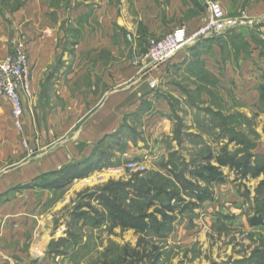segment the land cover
<instances>
[{"label":"crops","instance_id":"1","mask_svg":"<svg viewBox=\"0 0 264 264\" xmlns=\"http://www.w3.org/2000/svg\"><path fill=\"white\" fill-rule=\"evenodd\" d=\"M218 1L228 16L248 21L227 31L228 35L246 37L253 23L264 21V0ZM40 3L31 0L0 14V58L7 55L8 39L27 44L32 97L24 99V125L29 134L39 137L41 151L35 156L25 154L12 126L10 107L0 99V264H74L81 247L90 243L96 244L98 253V226H84L80 214L86 208H78L75 202L83 181L130 155L117 149L122 144L115 145L112 136L120 139L135 116L143 124L150 117L157 142L170 138L164 112L147 116L140 107L159 102L158 85L168 81L174 68L182 73L188 64L178 57L199 51L206 42L183 48L155 67L131 63L129 48L115 43L120 28L135 37L158 40L175 28L196 29L208 13H197L195 0H46V29L40 27L42 13L38 11V17L36 13ZM120 3L128 9L118 14L115 5ZM41 79L46 81V108L39 111L36 85ZM151 82L156 83L154 90ZM27 139L32 145L34 137ZM140 145L138 140L135 154L143 153ZM163 154L160 146L157 155ZM87 165L99 168L80 177ZM101 228L107 229L108 224ZM117 230L121 231H112ZM62 243L67 255L59 258L56 252L62 251Z\"/></svg>","mask_w":264,"mask_h":264},{"label":"rangeland","instance_id":"2","mask_svg":"<svg viewBox=\"0 0 264 264\" xmlns=\"http://www.w3.org/2000/svg\"><path fill=\"white\" fill-rule=\"evenodd\" d=\"M30 1L0 0V14L13 12ZM207 2L195 0L197 13H208ZM115 9L120 14L128 7L120 3L115 5ZM38 11L44 18L40 27L46 29V0H41L37 17ZM132 14V23L136 26L139 23L137 11L134 9ZM247 23L243 19L235 28ZM251 26L252 30L246 37L225 32L205 40L199 51L178 57L188 61L182 73H178L179 68H174L168 81L158 85L156 92L162 94L160 101L144 103L140 107L147 116L154 111L158 114L164 112L170 122V138L157 142L154 137L156 130L149 125L150 117L143 124L135 116L130 126L123 129L120 139L116 134L112 136L115 145L118 142L122 144L117 149L130 152L116 166L123 170L116 173L110 170L113 168H106L98 171V175L94 174L89 182L83 181L85 186L77 194L76 204L85 203L89 191L109 181L128 182L133 178H137V184L144 188L159 187L165 192L161 202L167 203L168 194L179 192L169 170L183 173L188 165L218 167L214 157L224 147L239 161L249 156L252 162L264 166V21ZM135 36L120 28L115 37L116 44L129 48L131 63L147 51L150 41L158 40ZM16 40L8 39L6 56L13 55L22 46L28 57L27 44ZM42 75L39 70L37 76ZM36 88L40 91L39 111H42L46 108L43 103L46 81H38ZM24 136L39 141V137L35 133L29 134L27 129ZM18 137L21 139L20 135ZM138 140L144 151L135 154ZM126 141L130 142L129 146ZM160 146L165 154L158 157ZM40 153L36 151L33 156ZM25 154L28 155L27 152ZM131 162L138 168L129 169L127 165ZM220 171L226 175L222 183L208 184L186 174V179L210 193V199L197 205L192 212L175 215L162 234L149 235L143 241L133 231H109L102 229V224L96 225L100 219L94 210L101 209L92 201V209H86L81 220L84 226H98L100 249L96 254V244H84L74 264H115L123 259L125 253L129 256L133 252H151L159 257L157 264H264V226L250 225V220L256 216L264 220V175L242 180L228 168ZM183 198L189 201V198ZM125 200V205L133 212L144 209L137 200ZM104 233H107V241ZM61 247L62 251L56 252L59 258L67 255L65 243Z\"/></svg>","mask_w":264,"mask_h":264},{"label":"trees","instance_id":"3","mask_svg":"<svg viewBox=\"0 0 264 264\" xmlns=\"http://www.w3.org/2000/svg\"><path fill=\"white\" fill-rule=\"evenodd\" d=\"M214 161L218 167L209 164L201 166L188 165L184 171L185 173H176L169 170L168 173L179 192L168 194L167 203L161 202V197L165 192L159 187L144 188L137 184V178H133L128 182L109 181L102 187L89 191L85 196L86 202H79L77 207L89 209L91 208V202H96L101 209L94 210L100 219L96 225L108 224L107 229L109 231L115 228H120L121 231L131 230L139 235L140 241H143L149 235L159 236L175 215L192 212L197 205L210 199V193L186 179V174L208 184L222 183L226 180V176L220 171L223 167L234 172L242 180L264 175V166L252 162L249 156L239 161L226 147L219 151L214 157ZM98 168L99 166L87 165L81 171L80 177H86ZM67 170L66 167L61 172ZM262 184L264 185V179ZM183 196L189 198V201ZM125 199L137 200L144 205V209L137 213L133 212L125 205ZM150 209L153 210L149 212ZM84 215H86V212L80 214L82 217ZM250 225L264 226V220L256 216L250 220ZM158 259L159 257L151 252L142 254L133 252L129 256L125 253L123 259L115 264H157Z\"/></svg>","mask_w":264,"mask_h":264},{"label":"built area","instance_id":"4","mask_svg":"<svg viewBox=\"0 0 264 264\" xmlns=\"http://www.w3.org/2000/svg\"><path fill=\"white\" fill-rule=\"evenodd\" d=\"M207 4L208 14L202 25L194 30L183 27L175 28L167 32L161 39L150 41L147 51L137 57L135 63L153 67L165 64L183 48L233 30L239 21L243 20L242 17H227L217 1L208 0ZM149 87L154 90L156 83L151 82ZM31 97L29 61L25 50L19 46L13 55L0 58V99L9 105L13 129L21 136L20 144L29 156L36 154L39 149L37 140L31 145L24 136L26 130L23 99ZM127 167L131 170L138 168L133 162L129 163ZM141 169L143 168L141 167ZM110 170L120 173L123 169L116 167Z\"/></svg>","mask_w":264,"mask_h":264}]
</instances>
